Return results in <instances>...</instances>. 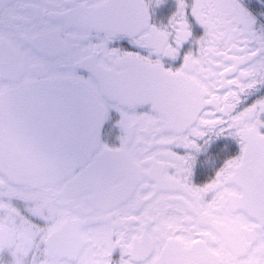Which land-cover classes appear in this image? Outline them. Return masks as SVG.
Returning <instances> with one entry per match:
<instances>
[{
	"label": "snow or ice",
	"instance_id": "obj_1",
	"mask_svg": "<svg viewBox=\"0 0 264 264\" xmlns=\"http://www.w3.org/2000/svg\"><path fill=\"white\" fill-rule=\"evenodd\" d=\"M0 264H264V0H0Z\"/></svg>",
	"mask_w": 264,
	"mask_h": 264
}]
</instances>
